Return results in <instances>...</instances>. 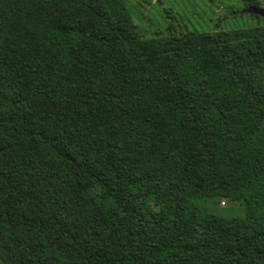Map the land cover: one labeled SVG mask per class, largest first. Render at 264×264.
I'll list each match as a JSON object with an SVG mask.
<instances>
[{
    "label": "trees",
    "instance_id": "trees-1",
    "mask_svg": "<svg viewBox=\"0 0 264 264\" xmlns=\"http://www.w3.org/2000/svg\"><path fill=\"white\" fill-rule=\"evenodd\" d=\"M0 264H264V24L0 0Z\"/></svg>",
    "mask_w": 264,
    "mask_h": 264
},
{
    "label": "rangeland",
    "instance_id": "rangeland-1",
    "mask_svg": "<svg viewBox=\"0 0 264 264\" xmlns=\"http://www.w3.org/2000/svg\"><path fill=\"white\" fill-rule=\"evenodd\" d=\"M141 31L152 36L158 31L167 34L169 26L175 31L230 30L264 24V17L244 12L245 0H126ZM264 6V0H256ZM208 209L224 216H243L241 205L226 198L211 197Z\"/></svg>",
    "mask_w": 264,
    "mask_h": 264
},
{
    "label": "water",
    "instance_id": "water-1",
    "mask_svg": "<svg viewBox=\"0 0 264 264\" xmlns=\"http://www.w3.org/2000/svg\"><path fill=\"white\" fill-rule=\"evenodd\" d=\"M243 11L255 13V14H258V15H261L264 17V6H259L256 4H250Z\"/></svg>",
    "mask_w": 264,
    "mask_h": 264
}]
</instances>
